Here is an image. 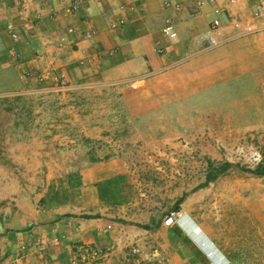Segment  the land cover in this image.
I'll return each mask as SVG.
<instances>
[{
    "label": "rangeland",
    "instance_id": "374dc122",
    "mask_svg": "<svg viewBox=\"0 0 264 264\" xmlns=\"http://www.w3.org/2000/svg\"><path fill=\"white\" fill-rule=\"evenodd\" d=\"M128 85L78 87L59 79L0 95V222L25 217L21 202L51 210L71 198L78 180L86 204H96L100 189L115 220L157 229L126 246L127 264H152L157 253L172 264L165 241L211 264L201 235L230 264H264V176L251 172L264 169L263 70L227 82L215 97H183L169 108L148 101L146 112L134 111L142 104L132 94L128 102ZM226 162L232 166L223 170ZM100 209L85 207L95 214L82 216Z\"/></svg>",
    "mask_w": 264,
    "mask_h": 264
},
{
    "label": "crops",
    "instance_id": "0c3cea01",
    "mask_svg": "<svg viewBox=\"0 0 264 264\" xmlns=\"http://www.w3.org/2000/svg\"><path fill=\"white\" fill-rule=\"evenodd\" d=\"M168 2L185 6L174 11ZM253 2L0 0V95L62 79L78 87L128 82V102L132 94L142 104L134 111H149L148 101L169 108L182 103L183 97H215V90L231 80H246L259 70L264 73V27L250 19ZM73 3L79 9L69 12ZM217 5L224 9V25L219 29L220 44L208 48ZM169 15L176 25L174 38L162 32ZM233 16L243 17L247 26L234 27L229 22ZM121 19L126 23L118 26ZM74 186L77 191H70L71 198L54 203L51 210L24 207L21 202L28 211L25 217L16 213L12 222H0V264H66L73 259L78 264H127L126 246L157 234L155 228L140 231L134 223L115 220L102 202V190L95 191L97 202L90 205L78 180ZM92 206L101 208L100 216L83 217L95 214L85 210ZM24 243L28 248L18 255ZM162 245L172 264H203L178 242Z\"/></svg>",
    "mask_w": 264,
    "mask_h": 264
},
{
    "label": "built area",
    "instance_id": "2783aa9c",
    "mask_svg": "<svg viewBox=\"0 0 264 264\" xmlns=\"http://www.w3.org/2000/svg\"><path fill=\"white\" fill-rule=\"evenodd\" d=\"M231 1L235 3H242V2H250L251 0H231ZM253 1L254 2L252 4V9L250 10V15H249L250 19L262 23V24L259 23L258 27H264V0H253ZM202 3L203 2L200 1L198 4L201 5ZM167 7L173 9L174 11H180L184 7V4L181 2H176V3L168 2ZM78 9H79V4L73 3L70 7H68L67 10L69 12H72ZM214 13L216 14V16L214 19L210 21L208 48H214L220 44V39L218 38L220 33L219 29L223 27L222 25H224V19H223L224 9L221 6L217 5L216 7H214ZM226 20L228 21V18ZM243 20L244 19L240 17H232L229 20V22H232L234 27L240 28L247 26V24H245ZM125 23L126 21L124 19H121L120 22L118 23V26H123ZM13 26H14L13 23L9 24L10 28H13ZM70 31H73V29H70ZM162 32L165 36L170 38H174L177 36L176 25L172 17L168 16L165 18V25L162 28ZM12 35L13 37H16L17 33L12 32ZM159 51L163 52V47H160ZM174 218H175L174 216L169 217L165 223L167 225L173 224ZM66 264H78V261L77 259H73ZM152 264H170V260L167 257L162 256L160 253H157L154 257Z\"/></svg>",
    "mask_w": 264,
    "mask_h": 264
},
{
    "label": "clouds",
    "instance_id": "9594fccd",
    "mask_svg": "<svg viewBox=\"0 0 264 264\" xmlns=\"http://www.w3.org/2000/svg\"><path fill=\"white\" fill-rule=\"evenodd\" d=\"M199 239L200 249L208 257L211 264H230L222 251L206 235H201Z\"/></svg>",
    "mask_w": 264,
    "mask_h": 264
},
{
    "label": "trees",
    "instance_id": "16d2710c",
    "mask_svg": "<svg viewBox=\"0 0 264 264\" xmlns=\"http://www.w3.org/2000/svg\"><path fill=\"white\" fill-rule=\"evenodd\" d=\"M230 166H232V163L231 162H226L224 163V165L222 166V169L223 170H226L227 168H229ZM252 173H255L257 175H261V176H264V169H262V167H258L257 169L251 171ZM215 175H209V180L208 181H212L216 178V176L214 177ZM182 202V199H180L175 207V210L178 211L180 210V204ZM66 216H70V215H66ZM83 217H94L92 215H83Z\"/></svg>",
    "mask_w": 264,
    "mask_h": 264
}]
</instances>
